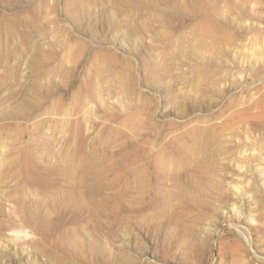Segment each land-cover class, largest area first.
I'll return each instance as SVG.
<instances>
[{
	"label": "rangeland",
	"instance_id": "1",
	"mask_svg": "<svg viewBox=\"0 0 264 264\" xmlns=\"http://www.w3.org/2000/svg\"><path fill=\"white\" fill-rule=\"evenodd\" d=\"M0 264H264V0H0Z\"/></svg>",
	"mask_w": 264,
	"mask_h": 264
}]
</instances>
